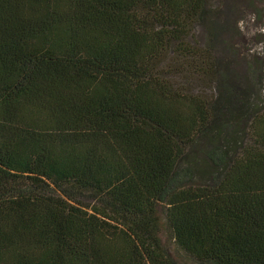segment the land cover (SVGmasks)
Listing matches in <instances>:
<instances>
[{
    "label": "trees",
    "instance_id": "obj_1",
    "mask_svg": "<svg viewBox=\"0 0 264 264\" xmlns=\"http://www.w3.org/2000/svg\"><path fill=\"white\" fill-rule=\"evenodd\" d=\"M214 13L0 0V264H264V113L176 80L218 78Z\"/></svg>",
    "mask_w": 264,
    "mask_h": 264
},
{
    "label": "rangeland",
    "instance_id": "obj_2",
    "mask_svg": "<svg viewBox=\"0 0 264 264\" xmlns=\"http://www.w3.org/2000/svg\"><path fill=\"white\" fill-rule=\"evenodd\" d=\"M208 5L215 10L214 21L218 28L217 40L212 45L213 57L219 66L218 78L213 85L203 76H197L195 80L186 77L176 80L199 95L214 100L220 97V101L225 102L228 108L236 103L235 107L240 108L239 103L245 102L250 110L264 113V0H208ZM197 31L199 39L207 38L205 26H200ZM232 85L238 89V99L228 95ZM245 121L241 124H246ZM204 143L206 142L199 141L197 146L189 149L193 150L192 153L197 156L200 165L203 164L200 160L202 154L198 148ZM196 173V180L211 182V178H201L199 175L203 174L199 171ZM165 240L179 264H200L187 259L185 254L182 255L171 242L168 233Z\"/></svg>",
    "mask_w": 264,
    "mask_h": 264
}]
</instances>
